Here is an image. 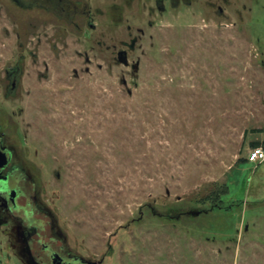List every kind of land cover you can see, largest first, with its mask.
I'll list each match as a JSON object with an SVG mask.
<instances>
[{"label":"rangeland","instance_id":"374dc122","mask_svg":"<svg viewBox=\"0 0 264 264\" xmlns=\"http://www.w3.org/2000/svg\"><path fill=\"white\" fill-rule=\"evenodd\" d=\"M84 1L95 29L0 0V141L19 192L0 205V264H50L41 243L87 264H264V162L249 161L264 0L154 16L135 0L114 18L116 0ZM222 187L221 208L202 203Z\"/></svg>","mask_w":264,"mask_h":264},{"label":"flooded vegetation","instance_id":"af4514ba","mask_svg":"<svg viewBox=\"0 0 264 264\" xmlns=\"http://www.w3.org/2000/svg\"><path fill=\"white\" fill-rule=\"evenodd\" d=\"M13 5H15L18 9L21 10H34V9H40L47 13L54 14L56 17L62 19H67V21L70 23V25H75V27L80 28V26L76 23V20L81 17L82 19H86L87 25L91 27L92 29H95V25L92 24V17L93 13L89 9L87 10L88 4L84 0H10ZM142 2L143 0H138L137 3ZM150 2V5L148 7L149 14L151 16L155 15H166L174 10H176L180 6H193L198 0H146ZM222 1V0H221ZM135 0H116L114 1L112 6L109 8L110 11V17L114 18L115 11H119L120 14H122L123 7L130 8L132 7ZM223 2H227V0H223ZM121 3V4H120ZM209 5H212V3L204 2ZM140 5V4H139ZM146 4H144L143 8H145ZM86 10V11H85ZM219 12H223L222 7H218ZM98 11V10H97ZM120 19V15H119ZM130 30V27H129ZM135 45V40L132 41L131 49ZM127 49V43L124 45ZM129 46V47H130ZM126 49H122L118 52V55L121 51H126L128 54V51ZM15 73L10 72L8 73L9 79L12 80V86H16V77L14 75ZM0 156L2 153H6L8 156V163L3 167L0 168V205L1 209H7L12 204V207L14 209L17 208L16 200L18 198V190L17 189H11L9 190L7 187V181L9 178V172L7 168L10 164V157L9 154L4 148L2 147L1 141H0ZM5 206V207H4ZM7 207V208H6ZM33 249L27 250V257L30 261H42V254L36 249V246L32 244ZM42 250L43 251H49V261L50 264H87L84 259H82L79 256H73V255H63L55 248H48V246L45 243H41Z\"/></svg>","mask_w":264,"mask_h":264},{"label":"trees","instance_id":"16d2710c","mask_svg":"<svg viewBox=\"0 0 264 264\" xmlns=\"http://www.w3.org/2000/svg\"><path fill=\"white\" fill-rule=\"evenodd\" d=\"M254 146H255L254 147L255 149V148H258L260 145L256 144ZM228 189L229 188L222 187L219 190L212 192L211 194H209V196L205 197L202 200V203L205 205L209 203L210 206L214 208H221L226 203V201L224 200V197L229 195L230 190L228 191Z\"/></svg>","mask_w":264,"mask_h":264},{"label":"water","instance_id":"95a60500","mask_svg":"<svg viewBox=\"0 0 264 264\" xmlns=\"http://www.w3.org/2000/svg\"><path fill=\"white\" fill-rule=\"evenodd\" d=\"M118 60L121 64L129 65L128 54L126 51H121L118 55ZM1 154V153H0ZM8 163V156L6 153H2L0 156V168H3Z\"/></svg>","mask_w":264,"mask_h":264},{"label":"built area","instance_id":"2783aa9c","mask_svg":"<svg viewBox=\"0 0 264 264\" xmlns=\"http://www.w3.org/2000/svg\"><path fill=\"white\" fill-rule=\"evenodd\" d=\"M249 161L251 163L264 162V148L260 147L253 149L249 156Z\"/></svg>","mask_w":264,"mask_h":264}]
</instances>
